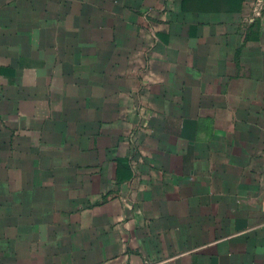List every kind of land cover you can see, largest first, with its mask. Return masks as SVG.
I'll list each match as a JSON object with an SVG mask.
<instances>
[{
    "label": "crops",
    "instance_id": "0c3cea01",
    "mask_svg": "<svg viewBox=\"0 0 264 264\" xmlns=\"http://www.w3.org/2000/svg\"><path fill=\"white\" fill-rule=\"evenodd\" d=\"M0 0V264H264V6Z\"/></svg>",
    "mask_w": 264,
    "mask_h": 264
},
{
    "label": "built area",
    "instance_id": "2783aa9c",
    "mask_svg": "<svg viewBox=\"0 0 264 264\" xmlns=\"http://www.w3.org/2000/svg\"><path fill=\"white\" fill-rule=\"evenodd\" d=\"M264 0H256L253 6V17L262 13Z\"/></svg>",
    "mask_w": 264,
    "mask_h": 264
}]
</instances>
